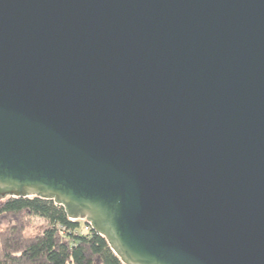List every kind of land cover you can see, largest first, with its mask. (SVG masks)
<instances>
[{"label": "water", "instance_id": "95a60500", "mask_svg": "<svg viewBox=\"0 0 264 264\" xmlns=\"http://www.w3.org/2000/svg\"><path fill=\"white\" fill-rule=\"evenodd\" d=\"M32 195L125 264H264V0H0V197Z\"/></svg>", "mask_w": 264, "mask_h": 264}, {"label": "trees", "instance_id": "16d2710c", "mask_svg": "<svg viewBox=\"0 0 264 264\" xmlns=\"http://www.w3.org/2000/svg\"><path fill=\"white\" fill-rule=\"evenodd\" d=\"M0 203V264H125L106 236L81 218L72 219L54 199L5 196ZM44 218V228L25 234L27 216Z\"/></svg>", "mask_w": 264, "mask_h": 264}, {"label": "rangeland", "instance_id": "374dc122", "mask_svg": "<svg viewBox=\"0 0 264 264\" xmlns=\"http://www.w3.org/2000/svg\"><path fill=\"white\" fill-rule=\"evenodd\" d=\"M5 198L0 197V203L4 200ZM84 220V219H83ZM25 221V234L26 235H35L37 233H39L45 226L46 224V220L40 216H36V215H30L27 216L26 219H24ZM6 224H2V222H0V228H6Z\"/></svg>", "mask_w": 264, "mask_h": 264}]
</instances>
